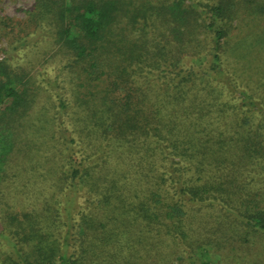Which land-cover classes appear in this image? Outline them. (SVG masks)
<instances>
[{
    "label": "trees",
    "instance_id": "obj_1",
    "mask_svg": "<svg viewBox=\"0 0 264 264\" xmlns=\"http://www.w3.org/2000/svg\"><path fill=\"white\" fill-rule=\"evenodd\" d=\"M27 14L65 53V127L33 110L44 85L1 59L0 264H178L182 243L209 256L222 241L201 235L197 202L241 238L264 230V94L230 71L264 48V0H35Z\"/></svg>",
    "mask_w": 264,
    "mask_h": 264
},
{
    "label": "rangeland",
    "instance_id": "obj_2",
    "mask_svg": "<svg viewBox=\"0 0 264 264\" xmlns=\"http://www.w3.org/2000/svg\"><path fill=\"white\" fill-rule=\"evenodd\" d=\"M34 4L35 0H0V20L14 19L13 22L9 20V26L7 27L3 24L0 25V60L8 59L14 66L24 67L25 70L34 75L38 82L44 85L38 94L37 103L33 110L37 112L42 108V105L46 104L47 109L50 108L49 114L53 117L56 116L54 119L52 117L51 121L57 123L55 127L59 131L65 127V107H61V104L65 105L66 98L65 67H63L65 53L60 52L57 54L59 52L58 43L50 35L42 36L41 33L43 32L39 30L40 28L38 29L32 24L28 27L25 25V23H29L27 11ZM174 9L178 13L175 18L180 27L184 22V17L179 7ZM17 22H20V26ZM13 23L15 29L18 27L21 29L19 31L12 29ZM246 26L239 29L240 31L237 30V32L241 33L240 35L251 33H247ZM179 27L177 26V28ZM14 41L17 45H14ZM255 51L258 52L253 53L250 65L244 66L236 63L237 67H235L232 63L233 70L230 71L231 75L234 71L235 76H237L238 89L240 88L245 94L252 89L258 93L255 95V100L261 101L263 100L261 94H264V48L258 47ZM238 101H241L240 98ZM262 105L264 106L263 103ZM242 109L251 110L248 112L249 115L254 113L257 117L261 116L260 110L255 107L250 108V105H244ZM59 133L61 132H58L57 136L60 135ZM62 135H65V133ZM255 176L260 179L261 184H264V173ZM82 200L79 197V201ZM193 211L199 216L195 221V225L196 227L199 226L201 235L208 237L214 245L216 239H220L222 245L221 243L217 244L212 251L213 253L209 256L196 253V255L187 257L189 250L185 252V249H183L185 244L182 243V247L175 249V253L172 255V259H177L178 264H204V261L207 264H237L236 257L241 256H245V258L242 257L243 260L240 264H264V230L253 226L254 228L248 231L247 236L241 238L239 230L237 231L238 228L230 219L227 222H219L224 218V211L219 206H212L207 202H197L193 207ZM218 215H220L219 218L216 217ZM225 230L228 231L230 236L227 239L219 238V233L221 235ZM234 230L238 234L235 235ZM222 254H225V256L221 259Z\"/></svg>",
    "mask_w": 264,
    "mask_h": 264
}]
</instances>
